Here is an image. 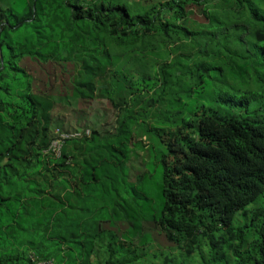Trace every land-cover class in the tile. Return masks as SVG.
Segmentation results:
<instances>
[{"label":"trees","instance_id":"16d2710c","mask_svg":"<svg viewBox=\"0 0 264 264\" xmlns=\"http://www.w3.org/2000/svg\"><path fill=\"white\" fill-rule=\"evenodd\" d=\"M1 1L0 264H264V0Z\"/></svg>","mask_w":264,"mask_h":264},{"label":"rangeland","instance_id":"374dc122","mask_svg":"<svg viewBox=\"0 0 264 264\" xmlns=\"http://www.w3.org/2000/svg\"><path fill=\"white\" fill-rule=\"evenodd\" d=\"M0 5L3 3L0 0ZM106 109L100 103H94L93 109L91 111V115L89 117V122L103 124L104 117L106 115ZM68 114H64L66 119L72 118V112H67ZM68 119V120H70ZM108 119V118H107ZM111 117L109 118V121ZM56 128V127H55ZM250 208V206H248ZM235 226H243V230L248 231L252 229V218L250 215L247 217L242 214H238L233 222ZM146 231L149 234H154V231H151L148 227H146ZM217 235V234H215ZM156 244L151 247L148 253L138 258L135 264H233L234 260H229L227 252L223 254L215 253L208 248L203 249V244L196 248V250L189 256H186L181 252V249L177 248L175 245L172 247L166 246V243L162 239L161 236L157 237L155 241ZM225 247V246H223ZM153 250H156L154 254H151Z\"/></svg>","mask_w":264,"mask_h":264},{"label":"built area","instance_id":"2783aa9c","mask_svg":"<svg viewBox=\"0 0 264 264\" xmlns=\"http://www.w3.org/2000/svg\"><path fill=\"white\" fill-rule=\"evenodd\" d=\"M56 137L50 142L49 148L54 151L57 155L60 153V147L63 141L69 137H79L83 134V131H73V132H66V131H58L55 130ZM88 129L84 131V133H88ZM36 264H52L51 260H43V259H35Z\"/></svg>","mask_w":264,"mask_h":264},{"label":"clouds","instance_id":"9594fccd","mask_svg":"<svg viewBox=\"0 0 264 264\" xmlns=\"http://www.w3.org/2000/svg\"><path fill=\"white\" fill-rule=\"evenodd\" d=\"M30 257H31V258H33V257H35V255H33V254H30Z\"/></svg>","mask_w":264,"mask_h":264}]
</instances>
